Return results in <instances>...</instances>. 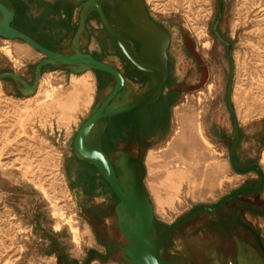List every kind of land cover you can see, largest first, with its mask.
<instances>
[{"label":"rangeland","instance_id":"rangeland-1","mask_svg":"<svg viewBox=\"0 0 264 264\" xmlns=\"http://www.w3.org/2000/svg\"><path fill=\"white\" fill-rule=\"evenodd\" d=\"M144 2L171 34L175 94L154 111L115 117L113 128L129 133L118 135L120 152L112 158L117 164L127 154L143 162L156 239L194 207L213 206L240 187L259 185L258 173L238 174L230 153L237 125V167L258 165L264 172V0ZM3 47L0 75L14 73L33 85L43 55L14 52L7 45L10 56ZM52 71L45 69L35 93L16 80H0V264H132L118 247L108 255L111 244L128 243L113 205L103 216H92L95 200L80 198L71 184L73 142L94 110V79ZM143 86L130 85L127 103L142 96ZM160 117L166 128L158 135L161 129L152 128ZM144 130L156 136L140 133ZM191 140L197 143V166L183 169L188 158L181 151ZM231 216L240 222L230 223ZM245 225L264 241V188L243 193L215 212L197 213L166 237L158 257L188 264L181 243L197 250L199 235L206 239L201 246L214 248L234 235L249 241Z\"/></svg>","mask_w":264,"mask_h":264},{"label":"crops","instance_id":"crops-1","mask_svg":"<svg viewBox=\"0 0 264 264\" xmlns=\"http://www.w3.org/2000/svg\"><path fill=\"white\" fill-rule=\"evenodd\" d=\"M0 2L14 10L13 26L31 36L46 48L65 56H73L79 53L90 55L94 59L119 70L126 79V93L124 98L118 102L131 104L142 99L151 91L154 80L152 74L137 69L126 60L120 48L104 27L96 5L102 8L108 22L117 32L130 56L137 64L151 69L152 72L156 70L161 73L164 71V65H167L171 34L167 28L151 17L144 0H30V2L28 0H0ZM83 14L84 27L78 36ZM0 44L6 46L3 49H6V53L10 56L12 54L7 45L14 52L17 50H32L39 54L21 40H7L0 37ZM46 68L52 69V74H59L63 77L69 75L81 78L92 77L96 90L90 105V107H93L92 109L110 94L115 85V79L112 76L96 70L78 72V66L46 65L43 67L42 76H44ZM171 77L172 75L168 74L167 71V81L158 99L150 105L129 112V117L134 116L131 114L134 111H136L134 113H142V111L145 113L147 110L154 111L162 105V100H167L168 94L174 95L175 83H171ZM131 84L144 85L143 94L127 103V95L131 91ZM115 117L104 119L100 124V127L104 130L103 149L105 150L106 140H109V148L105 151L111 158L113 154L120 152L119 146L122 140L118 139V135L120 134L119 136L122 138L129 133L124 129L118 132L115 130L116 127L113 128ZM123 126L126 127L127 123ZM165 128L166 125H164V122L162 123L160 117L159 122L154 125L152 130L156 129L155 132L157 133L161 129L157 133L161 135ZM155 132L149 134L144 130L140 133L151 138L156 136ZM115 133L117 137H115ZM199 134L204 142L208 143L201 129ZM196 145L195 140H191L185 150L187 152L181 151L182 157L188 158V161H183L180 165L183 169L197 166ZM131 157L140 159L134 155ZM74 160L75 166L71 173V184L74 186V192L80 198L86 197L95 200L90 208L93 212L92 216H103L112 205L115 210L118 199L97 168L78 156ZM145 187H147V184ZM113 200H115L114 203ZM189 234H193V232L188 231L186 235ZM197 238V250L193 245H185V243L180 245L181 249H185L186 256H189L188 264H264V260L255 246L245 238L243 240V237L239 235H234L233 240L231 239L228 244L222 243L216 248L211 245L201 246L202 241L206 239L200 235ZM185 239L189 238L186 237Z\"/></svg>","mask_w":264,"mask_h":264},{"label":"water","instance_id":"water-1","mask_svg":"<svg viewBox=\"0 0 264 264\" xmlns=\"http://www.w3.org/2000/svg\"><path fill=\"white\" fill-rule=\"evenodd\" d=\"M96 6L104 27L120 48L126 60L137 69L152 74L154 80L153 87L145 97L131 104L122 103L121 101L118 102L120 99L124 98L126 93V79L119 70L94 59L90 55L79 53L73 56H65L46 48L31 36L13 26L15 12L2 2H0V37L7 40H21L42 54L44 59L41 60L35 68V81L33 85L29 84L23 77L10 72L1 74L0 80L7 78L16 80L29 92L35 93L40 87L43 67L46 65L78 66V72L96 70L104 72L115 79L113 90L94 108L90 117L77 131L73 142L74 151L79 158L97 168L118 199V204L115 208L117 225L119 230L127 238L128 243L126 246L111 244L108 247V255H111L114 248L118 247L122 250L124 259L132 264H172L158 257V251L163 245L166 237L177 227L186 223L201 211L215 212L222 208L225 203L234 200L243 193L260 192L264 188V172L258 165L251 166L244 170H240L237 167L235 162V150L239 144L240 134L236 125V140L230 153L232 166L238 174L241 175H247L252 172L258 173L260 176L259 185L257 187H240L213 206L198 205L194 207L185 217L169 226L158 238L154 239L155 220L152 209L153 206L144 184V164L140 159L133 158L127 154H123L124 156H121L120 161L116 164L103 149L102 138L104 130L100 127V124L104 119L129 113L137 108L155 102L167 81V65H164V71H162V73L156 70L153 71V73L151 69L137 64L130 56L117 32L108 22L102 8L99 5ZM83 27L84 14L81 18L78 36L82 32ZM118 167L120 168L122 176L117 171Z\"/></svg>","mask_w":264,"mask_h":264},{"label":"flooded vegetation","instance_id":"flooded-vegetation-1","mask_svg":"<svg viewBox=\"0 0 264 264\" xmlns=\"http://www.w3.org/2000/svg\"><path fill=\"white\" fill-rule=\"evenodd\" d=\"M167 65H168V69H167L168 74H171V72H170L169 52H168V62H167ZM231 217L232 218L230 220L231 221L230 223H234V220L237 223L240 222V220H237L235 216H231ZM228 227H229V229H228L229 235L228 236H231V232H232V230H231L232 229L231 228V224ZM245 228L248 230V233L250 234L249 241L255 246V248L257 249V251L259 252V254L262 256V259L264 260V241H263V239L260 238V236L258 234H256V232L254 230L251 229V226L249 227V226L245 225Z\"/></svg>","mask_w":264,"mask_h":264},{"label":"bare ground","instance_id":"bare-ground-1","mask_svg":"<svg viewBox=\"0 0 264 264\" xmlns=\"http://www.w3.org/2000/svg\"><path fill=\"white\" fill-rule=\"evenodd\" d=\"M262 161L264 162V157H263Z\"/></svg>","mask_w":264,"mask_h":264}]
</instances>
